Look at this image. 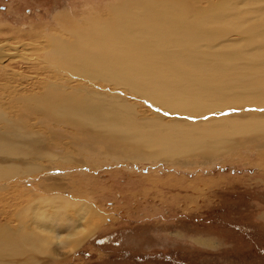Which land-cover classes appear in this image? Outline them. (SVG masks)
<instances>
[{
	"label": "bare ground",
	"instance_id": "6f19581e",
	"mask_svg": "<svg viewBox=\"0 0 264 264\" xmlns=\"http://www.w3.org/2000/svg\"><path fill=\"white\" fill-rule=\"evenodd\" d=\"M110 10L18 43L29 47L27 58L58 72L48 70L56 80L35 72L47 83L38 93L18 94L22 113L71 130L65 146L97 159L185 167L191 158L206 164L243 146L263 151L264 0H119ZM1 42L3 66L25 58L3 53L19 49ZM229 108L241 112L222 115ZM3 109L0 180L35 173L46 159L78 164L72 151L56 155V140ZM51 196L19 209L16 228L0 225V264H24L15 256L29 250L53 256V241L69 253L94 233L102 220L95 207Z\"/></svg>",
	"mask_w": 264,
	"mask_h": 264
},
{
	"label": "rangeland",
	"instance_id": "374dc122",
	"mask_svg": "<svg viewBox=\"0 0 264 264\" xmlns=\"http://www.w3.org/2000/svg\"><path fill=\"white\" fill-rule=\"evenodd\" d=\"M118 1L0 0L1 43L19 49L7 47L3 53L25 57L6 62L8 66L0 63V108L51 144L56 140V155L72 151L78 158L76 165L45 158L35 173L0 180V225L16 228L19 209L55 194L91 204L102 218L94 233L69 253L53 241V256L29 250L15 259L24 264H264V149L243 146L206 164L191 158L194 164L185 167L161 160L97 159L80 150L82 157L65 146L71 130L22 113L18 94L38 93L47 83L35 72L51 80H56L52 71L58 72L40 62L41 50L35 55L41 60L29 59L28 46L18 43L58 35L62 27L104 16ZM141 108L150 114L144 104ZM232 112L241 110L225 109L222 115ZM56 180L60 188H53Z\"/></svg>",
	"mask_w": 264,
	"mask_h": 264
}]
</instances>
